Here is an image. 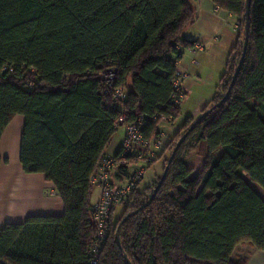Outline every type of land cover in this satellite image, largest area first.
<instances>
[{"label":"trees","instance_id":"trees-1","mask_svg":"<svg viewBox=\"0 0 264 264\" xmlns=\"http://www.w3.org/2000/svg\"><path fill=\"white\" fill-rule=\"evenodd\" d=\"M211 1L237 16L240 36L200 116L228 92L245 42L247 0ZM197 18L193 0H0V141L24 116L21 165L45 174L65 203L63 215L0 228V264H93L91 178L123 115L146 119L150 143L161 137V121L151 117L180 116L181 105L170 100L173 77L184 49L196 44L184 34ZM109 68L117 71L115 86L128 90L121 104L102 77ZM198 118H188L166 146L168 173L151 203L141 209L163 173L135 190L120 216L112 212L98 264H128L125 255L132 264H247L232 257L239 244L264 250V0L252 1L245 62L230 96L202 117L170 162ZM192 152L205 159L200 172L187 162ZM140 160L128 156L121 170Z\"/></svg>","mask_w":264,"mask_h":264},{"label":"crops","instance_id":"crops-1","mask_svg":"<svg viewBox=\"0 0 264 264\" xmlns=\"http://www.w3.org/2000/svg\"><path fill=\"white\" fill-rule=\"evenodd\" d=\"M193 5L197 9L198 18L184 36L195 40L196 44L193 48L184 49L182 59L178 62V69L188 74L184 81L185 97L181 104V114L164 128L160 124L161 137L153 139L162 142L161 148L152 145L159 156L163 154L162 159L157 160L161 161L162 166L168 155V152L164 154L166 146L182 129L187 119L198 118L212 103L240 36L237 16L219 8L211 0H193ZM20 116L15 117L7 126L0 141V155L8 158L7 163L0 164V228L10 223H22L29 216L65 213V203L55 185L46 179V175L26 173L21 165L20 148L25 118ZM125 134V126L121 125L109 144L105 157L120 151ZM138 164H132L126 172L114 169L111 172L113 183L126 184L132 172L139 167ZM153 164L154 162L150 166ZM99 197L100 188L94 186V206ZM122 212L123 210L118 214L116 211V216H120ZM232 257H246L247 264H264V250L248 242L239 244Z\"/></svg>","mask_w":264,"mask_h":264},{"label":"built area","instance_id":"built-area-1","mask_svg":"<svg viewBox=\"0 0 264 264\" xmlns=\"http://www.w3.org/2000/svg\"><path fill=\"white\" fill-rule=\"evenodd\" d=\"M105 82L113 91L114 97L121 104L128 99V90L123 86H115L117 71L115 68H109L102 73ZM188 74L177 70L173 77V93L171 102L175 105H181L185 97L184 81ZM32 86V84H31ZM152 120L161 122H171L172 118L166 115H156ZM125 126L126 134L122 142L120 151L115 155L105 157L96 174L91 178V183L100 188V197L94 207V221L97 226V241L93 246V264H98L99 254L103 249L110 231V218L112 212L120 205L132 202L133 193L142 183L146 166H150L158 158L159 154L152 147L161 148L162 142L155 140L150 143L144 136L143 129L147 121L140 117L137 122H127L126 115L120 118ZM128 156H136L144 160L146 166H139L132 172L127 183L124 185H115L111 178V172L114 169H121L127 165Z\"/></svg>","mask_w":264,"mask_h":264},{"label":"water","instance_id":"water-1","mask_svg":"<svg viewBox=\"0 0 264 264\" xmlns=\"http://www.w3.org/2000/svg\"><path fill=\"white\" fill-rule=\"evenodd\" d=\"M252 1L253 0H247L246 25H245V42H244V46H243L242 56L240 58V61H239L238 66L236 68V71H235V73L233 75L232 83L230 85V88H229L228 92L226 93V95L224 96V98L219 103L213 105L204 114H202V116H200L192 124V126L183 134V136L178 141L177 146L175 147V149H174V151H173V153H172V155H171V157L169 159L170 162L174 159V157H175V155H176L179 147L184 143V141L189 136L190 132L195 128V126L199 123V121L202 119V117H204L205 115H207L208 113H210L216 107L222 105L228 99V97L230 96L231 91H232V88L234 87V85H235V83L237 81L238 75H239V73H240V71H241V69L243 67L244 62H245L246 52H247V48H248V44H249V36H250V11H251ZM168 169H169V166H167V168L165 169V171H164V173H163V175H162V177H161V179H160V181H159V183H158V185H157V187H156L153 195L151 196L150 200L144 206H142L141 209L147 207L151 203V201L154 199V197L156 196L157 192L159 191L160 187L162 186L163 182L166 179V176H167V173H168ZM137 212H138V210L135 211V212H133V213H130L129 215H127L124 218L123 222H125L129 217L135 215ZM117 237H118L119 243L121 245L120 232L119 231L117 233ZM125 257H126L127 263L128 264H132L131 261L127 258L126 255H125Z\"/></svg>","mask_w":264,"mask_h":264},{"label":"rangeland","instance_id":"rangeland-1","mask_svg":"<svg viewBox=\"0 0 264 264\" xmlns=\"http://www.w3.org/2000/svg\"><path fill=\"white\" fill-rule=\"evenodd\" d=\"M20 118H24V116H20ZM170 122H161V127H165L167 126V124H169ZM170 156V152L167 155V158ZM204 157H202L201 155H199L197 152H192L188 155L187 157V162L189 165L193 166L197 172H200L203 168V162H204ZM165 161V159H164ZM139 166H146L144 161H140ZM137 166H135L136 168ZM162 163L161 161L159 162H155L152 166H146V173H145V177L142 181V183L140 184L139 189L140 190H144L147 187H150L153 185L154 180L157 178V176H161L163 173V168H162ZM202 188V187H201ZM209 196L212 194L211 192L207 193ZM125 206L124 205H120L118 206L115 210L117 211V213L119 214L122 210H124Z\"/></svg>","mask_w":264,"mask_h":264}]
</instances>
